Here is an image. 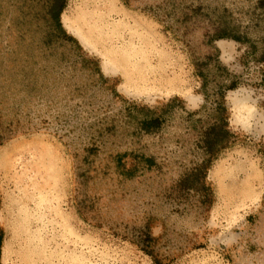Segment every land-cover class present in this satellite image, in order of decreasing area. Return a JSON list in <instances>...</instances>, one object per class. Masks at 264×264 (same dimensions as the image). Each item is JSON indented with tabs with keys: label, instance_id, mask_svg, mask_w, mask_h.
Listing matches in <instances>:
<instances>
[{
	"label": "rangeland",
	"instance_id": "374dc122",
	"mask_svg": "<svg viewBox=\"0 0 264 264\" xmlns=\"http://www.w3.org/2000/svg\"><path fill=\"white\" fill-rule=\"evenodd\" d=\"M83 1L0 0V264H264V0Z\"/></svg>",
	"mask_w": 264,
	"mask_h": 264
},
{
	"label": "trees",
	"instance_id": "16d2710c",
	"mask_svg": "<svg viewBox=\"0 0 264 264\" xmlns=\"http://www.w3.org/2000/svg\"><path fill=\"white\" fill-rule=\"evenodd\" d=\"M52 3L48 12L51 14V19L54 21L56 29L61 31L59 16L63 9V0H52ZM217 118V123L205 129L200 135L199 146L206 158L182 180L183 185L187 188L205 191L203 194L204 203H209L211 199L210 195L207 194L209 188L205 186L204 181L207 165L220 150L227 147L234 139V135L228 129L225 119L221 115H218ZM159 122L160 117L158 115L150 116L142 120L141 128L145 131H150L158 128ZM147 161H150V159H147Z\"/></svg>",
	"mask_w": 264,
	"mask_h": 264
},
{
	"label": "bare ground",
	"instance_id": "6f19581e",
	"mask_svg": "<svg viewBox=\"0 0 264 264\" xmlns=\"http://www.w3.org/2000/svg\"><path fill=\"white\" fill-rule=\"evenodd\" d=\"M81 4L82 11L76 21L88 33L95 35L96 32H103L115 36L119 30L127 29V14L117 6L115 0H84Z\"/></svg>",
	"mask_w": 264,
	"mask_h": 264
}]
</instances>
